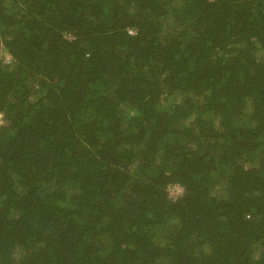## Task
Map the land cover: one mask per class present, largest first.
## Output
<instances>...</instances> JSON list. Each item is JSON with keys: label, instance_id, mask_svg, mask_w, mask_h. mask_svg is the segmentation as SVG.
Segmentation results:
<instances>
[{"label": "trees", "instance_id": "16d2710c", "mask_svg": "<svg viewBox=\"0 0 264 264\" xmlns=\"http://www.w3.org/2000/svg\"><path fill=\"white\" fill-rule=\"evenodd\" d=\"M0 120V264H264V0H0Z\"/></svg>", "mask_w": 264, "mask_h": 264}, {"label": "built area", "instance_id": "2783aa9c", "mask_svg": "<svg viewBox=\"0 0 264 264\" xmlns=\"http://www.w3.org/2000/svg\"><path fill=\"white\" fill-rule=\"evenodd\" d=\"M172 193H175V197H178V196L182 195V193H183V188L180 187V186H173V187L171 188V192H170V194H172ZM171 196H172V195H171ZM173 197H174V196H173Z\"/></svg>", "mask_w": 264, "mask_h": 264}, {"label": "rangeland", "instance_id": "374dc122", "mask_svg": "<svg viewBox=\"0 0 264 264\" xmlns=\"http://www.w3.org/2000/svg\"><path fill=\"white\" fill-rule=\"evenodd\" d=\"M5 59V58H4ZM8 60V58H6L5 60H4V62H6ZM2 123V121L0 120V124ZM171 192V191H170ZM172 196H175V193H172L171 194Z\"/></svg>", "mask_w": 264, "mask_h": 264}]
</instances>
